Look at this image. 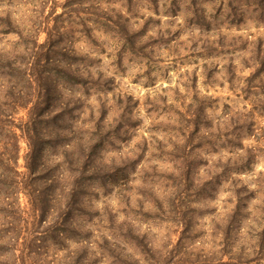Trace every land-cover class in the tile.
I'll use <instances>...</instances> for the list:
<instances>
[{
	"label": "rangeland",
	"instance_id": "1",
	"mask_svg": "<svg viewBox=\"0 0 264 264\" xmlns=\"http://www.w3.org/2000/svg\"><path fill=\"white\" fill-rule=\"evenodd\" d=\"M58 41L88 84L46 64L31 91L74 111L37 155L54 189L0 67V264H264V0H0L2 65Z\"/></svg>",
	"mask_w": 264,
	"mask_h": 264
},
{
	"label": "trees",
	"instance_id": "2",
	"mask_svg": "<svg viewBox=\"0 0 264 264\" xmlns=\"http://www.w3.org/2000/svg\"><path fill=\"white\" fill-rule=\"evenodd\" d=\"M8 25H10V22L8 21ZM61 41H58L56 43H51L52 45H50L46 50H43L42 48H38L35 49L32 55H30L26 60H28L29 58H33L34 59V63L32 65H30V68L27 67V70H21V64L23 66V64H25L27 61H25V59H23V62H21L20 64L17 65L16 59H11L8 60L7 64L5 65V63H3V65L1 64L0 61V67L4 66L9 68L12 71V74H19L21 76L24 77V84H25V89L26 91L24 92L26 94V99H25V94L23 95L22 91H18L17 94L14 92H11L9 94V96L14 99V104H16V102L18 101H23V103L20 105L22 107L26 106L27 103H33V107L32 109H34V111H36V120L38 121V124L44 129L42 130L41 133H38L37 131H34L36 138H30V141H32L31 143V150L29 152V157H30V162L31 164H29V171L31 172L30 174V180L32 181L33 184H46L50 187H52L53 189L55 188L54 184H55V180L53 179V175L52 173V169H46L43 171H38L39 166H37L35 163L37 162V155L39 152H41V150H39V148H43V146H48L49 148H56L57 145H63L64 144V148L65 149H71V143L72 140H70V136L74 135V132H72L71 130H67L63 139L55 141L53 143H51V141H49L48 139H51V135L52 133H54V131L51 130V128L53 127H60L62 128L64 126V119L68 114H72L74 111L73 110H64L62 109L61 105H56V104H52V102L50 101L52 98V93L50 90H46L45 91V95H44V101L41 102L40 99H37L36 101H34V96H32V90H33V86L35 84H40V85H44V79H43V74H49L50 72L48 71L49 68L46 66L47 65H51L56 67L57 71V79L56 81H54V85H58L59 80H64V82H67L68 80H74L75 82L72 83L73 85H82V84H88L86 83V80L83 79V75L77 74L79 71L78 70H73L74 67H72L71 63H66L65 67H59L56 66L55 63H59V59H58V54L63 53L64 55H67L64 53L62 48H58L57 51L55 50V46H58L60 44ZM43 60V62L40 63V61ZM73 60L75 61L76 64V58H73ZM82 61V60H81ZM84 63V61H82ZM77 65V64H76ZM81 68V67H80ZM33 71H36L37 77L36 80H34L31 77V73L33 75ZM60 85V84H59ZM23 87V88H24ZM23 90V89H22ZM56 108L58 109V112L56 114H54V111ZM50 128V129H48ZM41 136V137H40ZM42 138H48L43 140ZM92 152V149H91ZM65 154H67L65 152ZM91 155L90 154L84 161H83V165L79 166L78 170L79 173L77 174L79 178V180H81V178H84L85 176V171L91 161ZM80 160L74 162L71 161V165L78 163ZM242 161V167L239 168V171H248L250 170L249 168L251 167V165L255 164L253 162L252 157H248L245 159H241ZM77 165V164H76ZM250 166V167H249ZM38 174V176H37ZM76 174V173H75ZM91 178V177H89ZM79 180L76 181V183H74V186L78 185ZM50 182V183H48ZM76 188V187H75ZM77 190V189H76ZM47 192V191H45ZM50 193V192H49ZM66 228V227H64Z\"/></svg>",
	"mask_w": 264,
	"mask_h": 264
}]
</instances>
